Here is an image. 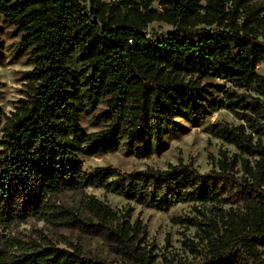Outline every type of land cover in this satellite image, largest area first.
Here are the masks:
<instances>
[{"label":"trees","instance_id":"16d2710c","mask_svg":"<svg viewBox=\"0 0 264 264\" xmlns=\"http://www.w3.org/2000/svg\"><path fill=\"white\" fill-rule=\"evenodd\" d=\"M151 4L0 0L3 22L20 32L34 67L11 115L0 107V207L14 219V195L27 194L25 207L40 220L88 233L105 228L134 254L136 235L114 226L108 204L86 196L92 218L85 220L61 203L65 187H96L161 211L235 197L241 215L210 241L211 257L199 264H264V75L258 72L264 0H161V12ZM155 21L175 30L150 33ZM101 104L96 119L105 128L87 133L82 114ZM219 109L238 121L210 125L238 152L220 171L202 174L182 162L131 173L113 166L83 169L81 156L158 146L178 118L195 120ZM7 247L20 253L0 248V264H98L80 245L12 238Z\"/></svg>","mask_w":264,"mask_h":264},{"label":"rangeland","instance_id":"374dc122","mask_svg":"<svg viewBox=\"0 0 264 264\" xmlns=\"http://www.w3.org/2000/svg\"><path fill=\"white\" fill-rule=\"evenodd\" d=\"M160 2L152 0L151 6L155 11H163ZM173 30L174 26L160 21L151 23L148 29L150 33L161 34ZM30 57L28 50L21 45L20 32L3 22L0 14V107L7 115H11L31 85L29 74L34 67L29 62ZM258 72L264 75V63L259 65ZM104 108V104H101L89 113L82 114V126L87 133L105 128L96 119V115ZM217 122L238 124L225 109L206 113L195 120L178 118L176 130L167 132L158 146L154 143L152 146L139 144L133 151L123 147L120 151L106 155L81 156L83 169L90 172L99 167L113 166L131 173L147 168L166 170L170 165L182 162L192 165L202 174L220 171L221 162L225 158L232 160L238 152L233 145L211 133L210 125ZM234 174L242 176V172ZM33 191H37L36 187H33ZM34 193L31 196L33 202L36 199ZM90 195L105 202L114 211L115 227H126L129 235H136L133 247L137 253H130V249L118 243L105 228L95 227L88 233L40 220L30 208L25 207L29 196L20 192L13 197L17 207L14 219L0 207V248L19 255L17 247H7V241L16 238L22 243L36 242L42 246L53 244L60 248H70L71 244L80 245L85 256L98 264H141V258L150 264H199L211 257L210 241L220 239L224 230L243 211L242 204L235 197L219 202H182L161 211L96 187L75 191L66 186L61 203L86 220L92 216L83 200ZM95 223L98 221L95 220Z\"/></svg>","mask_w":264,"mask_h":264}]
</instances>
